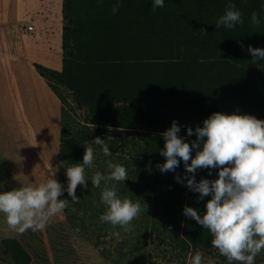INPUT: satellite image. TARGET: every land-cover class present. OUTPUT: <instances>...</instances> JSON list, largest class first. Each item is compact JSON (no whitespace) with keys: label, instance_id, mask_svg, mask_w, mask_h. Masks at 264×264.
Listing matches in <instances>:
<instances>
[{"label":"trees","instance_id":"trees-1","mask_svg":"<svg viewBox=\"0 0 264 264\" xmlns=\"http://www.w3.org/2000/svg\"><path fill=\"white\" fill-rule=\"evenodd\" d=\"M116 2L62 0L60 82L81 98L85 124L138 126L163 133L176 121L181 127L178 135L192 142L196 136H187V128L194 132L203 127L217 107H244L249 115L264 113V60L253 63L247 51L249 46L264 49V14L259 15L260 26H252L248 8L253 9V4L232 0L242 12L243 25L217 29L215 23L229 0H164V7L155 10L153 0H120L119 11L113 14ZM201 28L207 34L200 35ZM218 171L198 169L196 181L215 180ZM198 196L187 188L184 207L203 215L211 196L199 202ZM181 235L190 246V259L197 251L205 260L218 251L211 245L210 232L184 214ZM1 249L0 261L5 264L31 262L15 239H3ZM217 257L228 264L219 252ZM256 264H264L263 253Z\"/></svg>","mask_w":264,"mask_h":264},{"label":"clouds","instance_id":"clouds-1","mask_svg":"<svg viewBox=\"0 0 264 264\" xmlns=\"http://www.w3.org/2000/svg\"><path fill=\"white\" fill-rule=\"evenodd\" d=\"M120 6V0H117L112 13L116 14ZM163 7L164 0H153L154 10ZM250 22L254 27L260 26L257 12L251 13ZM243 23L242 12L229 0L215 28L234 29ZM199 34H207V30L201 28ZM247 51L253 63L264 60V49L249 46ZM180 131L181 127L173 121L171 127L160 134L165 141L160 155L166 159L157 167L162 173L175 172L183 161L186 173L191 174L187 177L186 187L199 194L197 201L211 196L203 215L189 206L184 207L183 214L210 232L212 247L226 258L228 264H256V257L264 253V120L247 114L215 112L203 121V127L197 126L194 132L191 127L187 128V136H196L191 143L178 135ZM94 143L101 146L104 156L112 155L104 139L96 137ZM193 149H197L194 158L191 155ZM94 160L95 150L85 147L82 163L66 165L67 189L52 178L54 172L37 186H21L0 192V213L4 214L8 228L18 234L28 230L43 231L54 217L62 216L69 206V200L59 199L65 190L71 197V204H78L80 199L76 196V189L78 186L88 187L85 173L86 169L94 167ZM106 163L109 173L95 172L91 184L92 188H100L103 184L100 204L104 205L105 212L99 220L112 226V234L119 241L121 235L115 229L119 227L124 232L132 231V222L147 207L119 195L116 184L112 182L128 180L127 169L111 160ZM198 169H219L218 178H202L197 182L195 174ZM175 179L183 182L179 175ZM190 264H214V261L211 257L205 261L203 253L197 251Z\"/></svg>","mask_w":264,"mask_h":264},{"label":"rangeland","instance_id":"rangeland-1","mask_svg":"<svg viewBox=\"0 0 264 264\" xmlns=\"http://www.w3.org/2000/svg\"><path fill=\"white\" fill-rule=\"evenodd\" d=\"M33 1L34 4H40L45 11L47 10L40 19L39 25L43 24L45 28L49 26L57 30L60 26L58 16L62 0ZM246 2L255 6L253 9L248 8L249 12L264 14V0H246ZM31 20L25 21L24 25ZM28 42V39H24V43ZM48 44L49 62L52 66H57L58 57L55 53L57 41L51 38ZM7 52L10 56L12 50L8 49ZM39 68L41 67L33 65L26 59L18 64H0V192L21 186H37L54 172L52 178L67 189L66 165L79 163L78 140L82 134L80 131L83 127L81 123L84 115L82 116L81 111H71L75 108L72 98L74 94L67 90L68 93L64 91V94L72 103L61 105L59 101L61 106L56 109L61 112L56 124L51 126L48 118L38 113L39 102L36 96H33L29 83L33 72L42 77L47 76ZM262 92L264 93V77ZM245 110L244 107L223 106L217 107L216 112L244 115L247 112ZM246 114L249 115V112ZM252 115L264 120V113ZM71 137L74 141L70 140ZM87 147L95 150L96 166L104 168L107 175L110 170L106 162L110 157L104 156L101 146L94 142L90 141ZM117 158L119 160L115 163L125 164L126 160L122 159L126 158L124 154ZM124 167L126 168V165ZM113 183L126 186L128 180L119 183L113 181ZM87 185L89 187L90 179ZM82 188L83 191L86 190ZM63 195L64 199L70 201L69 206L64 210V220L61 219L64 222H59L57 216L43 231L28 230L23 233V242L28 247L42 246L46 250V248L51 249L53 244L65 243L69 246L70 253L75 256L77 264H189L190 246L181 235L183 218L179 209L181 201L176 202L175 209H167V224L163 223V219L161 223L158 219H153L149 225H136L132 222L130 232H124L117 227L115 231H119L121 235V239L117 241L112 234L114 231L112 226L99 220L105 209L93 206L97 201L93 196L86 197L85 193H81V186H78L76 196L80 202L72 205L71 197L66 190ZM16 234L8 228L4 214L0 213V238L13 237ZM217 256L218 251L212 257L214 264H222ZM65 257L67 255L63 254L62 258Z\"/></svg>","mask_w":264,"mask_h":264},{"label":"crops","instance_id":"crops-1","mask_svg":"<svg viewBox=\"0 0 264 264\" xmlns=\"http://www.w3.org/2000/svg\"><path fill=\"white\" fill-rule=\"evenodd\" d=\"M46 11L44 10V7L40 6V4H34L33 0H0V64H18L21 63L22 60L24 61L26 59L33 65H38L41 68L57 75V78H50L47 76L42 77L38 73L33 72L31 82L29 83L33 96H36L37 102H39L40 110H38V113L47 117L49 123L53 126L58 121L61 112L56 109L60 105L59 101H61V105L62 103H72V101L65 96L64 91L66 93H74L60 82L62 67V23H60L62 21L61 9L58 16V24H60V26L57 27V30H53L49 28V26L48 28H45L43 24L39 25V21L43 18V14H46ZM50 13H52V10H50ZM29 19H32L35 25V32L32 34L23 30L24 22L29 21ZM51 38H54L57 41L55 51L58 57L56 63L57 66H52L48 59L50 51L48 48V40ZM24 39H28L29 42L24 43ZM8 49L12 50L10 56L7 52ZM73 96L74 97L72 98L74 99L73 102L75 104V108L71 111H81L83 116L85 114V109L82 100L76 94ZM83 118L84 117H82L81 123L83 127H81L80 131L82 134L78 140L80 145L79 163H82L85 147H87L90 141L93 143L96 137L104 139L105 143H107L110 147L112 155L106 156L110 157L107 161L111 160L115 163L119 160L117 156H121V154L126 156V158L122 159L126 160L124 165H126V169L128 171V183L126 186L117 184L116 187L118 193L122 196V198L127 197L133 202L139 201L142 207H147V210L142 212L139 218L133 221L134 224L149 225L153 219H158L159 223H161L163 219V223L167 224V209H175L177 201H181L179 209H181V214L183 215L187 194V177L189 174L185 171L183 161H180V165L175 172L162 173L159 171L157 165L163 164L166 159L164 156L160 155V150H163L165 144L164 138L160 135V132L147 131L140 127L119 129L96 126L85 124L83 122ZM182 137H184L185 142L191 143L189 137ZM70 140L74 141L73 137H71ZM120 148L122 151H120ZM95 156H97V154ZM96 162L97 160L95 159L93 162V168L86 169V179H90V185L84 191L82 190L83 186H81V193H85L86 197L93 196L95 200H97L93 203L95 208L105 209L104 205L100 204V194L103 184L100 188H92L91 184V178L95 172L105 174L104 168H100L99 165L96 166ZM190 162L191 161H189V163ZM177 175L181 177V180L183 181L182 183L177 182L175 179ZM64 198V195L59 197V199ZM86 208H88L87 205ZM63 215L64 212L62 216H58L59 222H64L62 221L64 220ZM7 238L15 239L21 243L31 257L30 264L76 263V259L74 258L75 256L70 253L69 246L65 243L53 244L51 249L46 248V250L42 246L41 247L43 249H41V247H28L23 242L24 240L22 234L18 233L13 237L5 236L0 238V257L2 254L1 242L3 239ZM63 254H66L67 257L62 258ZM7 261L8 264H12L10 260ZM0 264L5 263L0 261Z\"/></svg>","mask_w":264,"mask_h":264},{"label":"built area","instance_id":"built-area-1","mask_svg":"<svg viewBox=\"0 0 264 264\" xmlns=\"http://www.w3.org/2000/svg\"><path fill=\"white\" fill-rule=\"evenodd\" d=\"M24 31L29 34H32L35 32V25L32 20L28 24L24 25Z\"/></svg>","mask_w":264,"mask_h":264}]
</instances>
